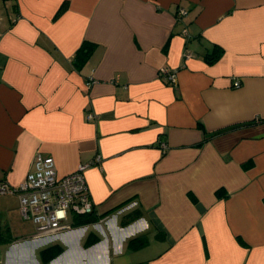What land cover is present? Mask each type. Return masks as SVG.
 I'll use <instances>...</instances> for the list:
<instances>
[{
    "label": "crops",
    "instance_id": "obj_1",
    "mask_svg": "<svg viewBox=\"0 0 264 264\" xmlns=\"http://www.w3.org/2000/svg\"><path fill=\"white\" fill-rule=\"evenodd\" d=\"M0 18V180L36 152L59 176L100 155L93 222L36 234L0 195V264H264V0H0Z\"/></svg>",
    "mask_w": 264,
    "mask_h": 264
},
{
    "label": "built area",
    "instance_id": "obj_2",
    "mask_svg": "<svg viewBox=\"0 0 264 264\" xmlns=\"http://www.w3.org/2000/svg\"><path fill=\"white\" fill-rule=\"evenodd\" d=\"M179 14H185V10L179 9ZM189 54L188 51L186 55ZM160 74L169 84H175V69L163 67ZM93 82V78L89 77L86 86H91ZM160 146L165 148L166 143L160 141ZM95 158L94 161L81 164L76 170L59 176L54 158L36 152L32 160V169L17 186L0 180V195L13 193L18 195L21 217L33 223L36 234L69 229L73 226L72 221L76 215L94 213L85 169L90 164L97 163L100 155Z\"/></svg>",
    "mask_w": 264,
    "mask_h": 264
},
{
    "label": "trees",
    "instance_id": "obj_3",
    "mask_svg": "<svg viewBox=\"0 0 264 264\" xmlns=\"http://www.w3.org/2000/svg\"><path fill=\"white\" fill-rule=\"evenodd\" d=\"M221 48L220 47H216L215 50H213L212 52H209L207 54V60L209 62H213L216 59H218V57H220L221 55ZM88 54V50L84 49L83 53L81 54V56L78 58L79 62L82 63V61L84 62L86 56ZM251 164V161H247L243 164L244 167L248 166ZM222 190H218L217 193L220 194ZM97 219V217L94 215V213H90V214H80V215H76L72 221V225H82V224H87L90 222H93ZM60 250V248H57L55 245L50 246L49 248H46L44 250V252L48 253L49 255H55L58 251Z\"/></svg>",
    "mask_w": 264,
    "mask_h": 264
}]
</instances>
